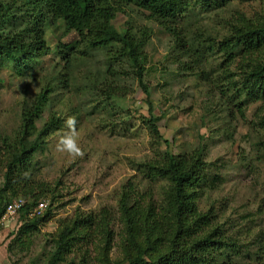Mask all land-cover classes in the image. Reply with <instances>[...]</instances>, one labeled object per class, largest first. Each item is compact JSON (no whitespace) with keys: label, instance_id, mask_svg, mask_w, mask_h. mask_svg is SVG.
<instances>
[{"label":"rangeland","instance_id":"obj_1","mask_svg":"<svg viewBox=\"0 0 264 264\" xmlns=\"http://www.w3.org/2000/svg\"><path fill=\"white\" fill-rule=\"evenodd\" d=\"M133 9L117 12L111 24L119 32L126 21L134 29L147 30L141 83L148 90L161 137L157 142L147 130L145 97L127 62L117 59L111 66L113 74L106 80L124 86L128 93L105 100L101 94V84H106L102 80L107 67L104 49L75 52L77 58L65 66L57 53L59 44H71L77 35L73 30L64 32L61 20L44 24L42 37L49 52L35 58L28 69L15 68L0 55V152L4 155L0 174L6 163L2 139L16 134L20 111L32 105L38 92L49 84L53 90L34 127L38 130L50 114L59 120V126L46 134L33 153L32 170L23 173V183L10 199H24L23 187L39 194L37 201L45 203L39 214L44 220L24 236L16 230L33 215L20 217L18 213L9 221L0 220V253L6 255L9 264H46L64 222L75 214H97L106 207L114 233L107 261L101 260L100 242L95 239L82 247L83 256L71 248L60 264H126L120 247V193L129 184L131 188L125 191L130 200L134 197L140 206L152 201L158 207L163 202L165 183L146 176L135 163L161 161L164 152L182 155L196 149L202 154L204 171L211 177L218 176V181L200 197L199 205L207 207L211 201L215 208L223 209L228 223L238 226L236 233L240 235L227 232L241 243L233 264H264V148L258 141L260 132L253 126L260 104L247 105L243 118L230 114V99L221 95L216 85L220 54L208 48L197 58L192 53L194 47L227 34L228 21L237 18L236 14L264 19V0H230L224 7L210 11L190 3L171 23L179 33L177 42L161 24ZM203 39L206 42H201ZM181 50L191 53L183 56ZM230 69H236L234 63ZM68 116L77 119L84 151L75 159L54 147L58 134L66 131L64 121ZM2 181L0 176V187Z\"/></svg>","mask_w":264,"mask_h":264},{"label":"trees","instance_id":"obj_2","mask_svg":"<svg viewBox=\"0 0 264 264\" xmlns=\"http://www.w3.org/2000/svg\"><path fill=\"white\" fill-rule=\"evenodd\" d=\"M228 2L230 0H0V55L11 61L15 68L28 69L35 58L49 52L42 37L44 24L61 20L64 32L73 30L77 35L71 44H59L61 48L57 53L65 66L76 57L75 52L85 54L104 49L107 67L102 80L106 84H101V94L105 100L128 93L124 86L106 80L113 74L111 66L117 59L127 62L145 97L149 113L145 123L147 130L157 142L161 137L151 112L148 90L141 83L145 59L142 46L148 38L147 30L145 27L134 29L126 21L119 32L111 20L117 12H125L126 8L132 7L135 12H145L149 20L161 24L177 42L180 40L179 33L171 23H175L176 15L186 5L195 3L202 10L210 11L224 7ZM236 16L228 21L230 29L227 34L219 39L208 40V44L200 48L194 47L192 53L197 58L208 48L220 54V75L217 76L216 85L220 94L230 99L227 101L230 114L243 118L245 107L259 102L253 126L260 132L258 141L264 148V19ZM201 42L206 41L203 39ZM110 49H114L113 53L107 55ZM180 52L183 56L191 53L189 50ZM232 63L235 64L234 71L230 69ZM52 90L49 84L39 91L33 104L20 111L16 134L2 139L6 163L4 172L0 174L3 179L0 187V216L22 182L23 173L32 170L33 153L43 144L46 134L59 126L58 118L50 114L38 130L34 127V121L39 118ZM3 156L0 152V164ZM135 164L146 176L165 181L162 188L163 202L158 207L152 201L140 206L134 197L129 199L125 191L131 188L129 184L121 191L117 203L123 224L120 247L124 262L233 264V258L238 256L241 246L236 239L240 235L236 233L238 226L228 223L223 209L215 208L211 201L207 207L199 205L200 197L218 181L217 175L211 177L204 171L200 150L182 155L164 152L161 161L153 159ZM22 189H25L22 193L25 203L19 215L27 217L39 194L31 193L25 187ZM43 217L38 215L24 219L16 231L21 236L30 234L44 220ZM110 222L106 207L97 214H75L60 228L46 264H60L71 248L83 256V248L87 247L85 245L95 239L100 242L101 260L107 261L114 236ZM229 230L236 236L227 233Z\"/></svg>","mask_w":264,"mask_h":264},{"label":"clouds","instance_id":"obj_3","mask_svg":"<svg viewBox=\"0 0 264 264\" xmlns=\"http://www.w3.org/2000/svg\"><path fill=\"white\" fill-rule=\"evenodd\" d=\"M66 131L58 134V139L55 143V151L64 153L67 156L75 159L82 157L84 151L79 143V133L77 130V119L75 116H68L64 121Z\"/></svg>","mask_w":264,"mask_h":264},{"label":"built area","instance_id":"obj_4","mask_svg":"<svg viewBox=\"0 0 264 264\" xmlns=\"http://www.w3.org/2000/svg\"><path fill=\"white\" fill-rule=\"evenodd\" d=\"M25 203V200L21 197H16L12 200H10L4 207L3 213L0 216V220H11L17 217L20 209L23 207ZM45 207V203L41 200L36 201L35 205L32 207L30 212L28 214L33 215V216H38L43 208ZM15 215V216H14ZM5 221V222H7Z\"/></svg>","mask_w":264,"mask_h":264},{"label":"crops","instance_id":"obj_5","mask_svg":"<svg viewBox=\"0 0 264 264\" xmlns=\"http://www.w3.org/2000/svg\"><path fill=\"white\" fill-rule=\"evenodd\" d=\"M3 251L5 252L4 247ZM0 264H9V259L6 257L5 254L0 253Z\"/></svg>","mask_w":264,"mask_h":264}]
</instances>
